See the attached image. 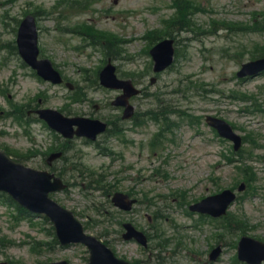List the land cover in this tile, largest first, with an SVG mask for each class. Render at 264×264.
<instances>
[{"label":"rangeland","instance_id":"obj_1","mask_svg":"<svg viewBox=\"0 0 264 264\" xmlns=\"http://www.w3.org/2000/svg\"><path fill=\"white\" fill-rule=\"evenodd\" d=\"M199 1L209 11L195 18L209 32H212L210 23L213 19L219 23L247 22L252 11H264V0ZM25 9H35L40 13V47L44 56L52 58L71 81L84 85L87 92L80 90L75 94V99L80 102L69 103L71 90L38 81L27 69L20 68L14 54H9L7 49L0 50V85L8 89L5 93L10 98L0 91V114L5 110L11 111L15 102L33 103L35 94L45 92L42 98L44 105L59 109L67 105L72 114H93L102 119L116 120L119 112L111 105L116 92L91 83H97L93 80L95 73L105 59L111 57L121 75L134 78L138 83L144 81L150 92H163L174 106L193 116L203 117L201 122L193 118L196 124H191L189 117L176 118L179 126H170V130H176V142L166 141L165 148L157 151L150 150L148 145L151 136L158 130V125L152 122L127 132V137L133 140L132 144H122L117 140L119 138L110 139L115 151L125 154V163L134 166L127 174L131 180L126 178L120 182L122 189L133 188L135 196L140 198V203L132 212L119 213L102 193L89 187L88 182L77 173L69 178L70 189L57 194L59 201L75 210L83 221H88L92 232H103L109 236L118 256L138 261V264H245L237 261L234 236H227L224 234L226 231L220 230L217 239L213 240V225L200 226L198 215L189 214L186 204L196 197L216 193L218 189L233 187L244 179V174L235 163L223 157L224 152L231 155V143L221 141L205 123L206 115L218 114L236 124L243 135L253 131L258 143L263 146L254 149L252 143L246 144L255 152L254 156L251 153L252 159L248 163L257 177L255 191L251 189L250 192L240 193L242 198L230 209L233 217L230 223L233 228L241 219L247 225L245 234L264 239V113L247 112L246 107L252 105L251 102L231 96L233 91L248 90L261 95L264 76L249 83L236 80L235 71L242 61L236 60L234 54L240 53L242 58L245 57L243 60H247V51L241 47L251 50L255 42L264 43V33H235L229 30H217L213 35L209 32L204 35L181 33V58L173 68L158 77V82L151 85L150 78L154 75L153 69L150 72L152 58L147 52V41L142 37L150 29L161 27L163 18L174 13L172 0H0V42L14 37V33L1 22L4 12V18L10 14L22 18ZM87 22L94 31L101 30L114 40L113 47H118V55L107 57L102 46L91 45L81 35L72 32L73 27L82 29L81 24ZM110 48L112 45L107 42L105 49ZM153 102L152 96L143 95L135 99L134 104L139 110L146 111ZM96 105L99 107L96 108ZM261 105L264 108L263 102ZM3 114L5 117H0V146L27 152L30 157L25 159L26 163L39 167L44 159L42 154L37 153L40 150L47 153V147L56 139L55 135L41 122L25 129L23 121L19 122L5 112ZM76 144L77 154L83 157V167L102 173L91 175L92 179L95 178L93 187L98 189L102 186L99 181L104 172L108 180L114 181L123 162L116 157L117 154L114 153V161L95 146ZM109 165L115 173L109 170ZM177 190L179 193L186 191L185 196H178ZM157 208H161L170 219L168 222L155 221L158 231L150 227L153 219H148V215L152 216ZM15 213L14 208L7 207L0 199L1 261L6 264H50L65 259L73 264H86L83 247L56 245L51 248L54 243L40 219L16 220ZM120 219L132 220L139 228L150 230L157 240L164 238L167 250L163 243L158 245L162 249L159 251L144 249L133 241H123L118 227ZM39 241L44 244L37 252L34 249ZM221 242L223 252L217 262H211L209 253ZM150 244L153 247L157 245L152 241Z\"/></svg>","mask_w":264,"mask_h":264},{"label":"water","instance_id":"obj_2","mask_svg":"<svg viewBox=\"0 0 264 264\" xmlns=\"http://www.w3.org/2000/svg\"><path fill=\"white\" fill-rule=\"evenodd\" d=\"M18 39L21 52L26 60L34 67L39 68L44 76L56 80L57 72L52 70L51 62L49 60H37L39 50L37 47L35 23L31 16H28L22 23ZM162 46H165V44ZM171 52L170 47H167V51H164L162 47L155 50V58L158 62H161L160 66H164L170 62ZM210 119L227 136L239 143V138L233 133L232 128L226 122L216 118ZM54 123L66 134H71V129L67 125H60L56 120ZM96 124L98 123L93 122L90 125L94 126ZM61 187L62 185L59 180H56L54 183L51 182V176L47 172L25 168L24 165L9 160L4 153L0 152V188L11 191L19 200L29 205L32 209L49 214L56 222L59 237L63 242L83 241L88 244L91 249L90 264H126L123 261L117 260L111 250L101 244L95 237L85 235L82 226L74 219L72 213L64 210L49 199L48 193ZM232 198L228 192H225L204 200L198 206L203 207L205 202L219 204V207L222 205L226 206ZM114 201L123 208H131L132 201L124 194H116ZM221 209H219L220 212ZM125 226L129 231V235L142 237L131 224H126ZM239 251L250 261L259 262L264 259V244L251 238L245 237L242 239ZM59 264L67 263L62 262Z\"/></svg>","mask_w":264,"mask_h":264}]
</instances>
